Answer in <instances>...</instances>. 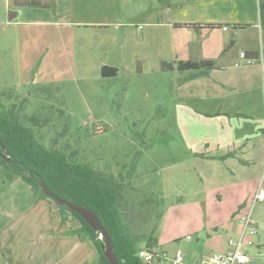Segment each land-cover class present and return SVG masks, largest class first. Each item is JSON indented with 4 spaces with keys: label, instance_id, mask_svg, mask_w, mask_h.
<instances>
[{
    "label": "crops",
    "instance_id": "obj_1",
    "mask_svg": "<svg viewBox=\"0 0 264 264\" xmlns=\"http://www.w3.org/2000/svg\"><path fill=\"white\" fill-rule=\"evenodd\" d=\"M71 3V23L89 30H83L89 38L95 34L91 32L113 27H127L122 33L126 37L136 25L142 72L154 68L181 74L175 75L179 106L205 120V139L195 143L202 150L191 147V160L205 171V202L172 205L156 232L158 248L168 257L181 252L184 264H201L226 252L229 240L240 237L239 216L259 187L264 189V0ZM201 61L214 64L203 77L191 79L193 71L178 69L179 64ZM165 63L173 70H165ZM253 220L258 234L245 251L251 264H257L264 261V202L254 206ZM80 227L79 221L64 225L55 207L36 198L22 179L0 178V264L96 263L92 244L67 235ZM194 235L201 238L198 243L189 242Z\"/></svg>",
    "mask_w": 264,
    "mask_h": 264
},
{
    "label": "rangeland",
    "instance_id": "obj_2",
    "mask_svg": "<svg viewBox=\"0 0 264 264\" xmlns=\"http://www.w3.org/2000/svg\"><path fill=\"white\" fill-rule=\"evenodd\" d=\"M17 1L22 0H0V99L10 105L28 97L22 113L48 119L38 138L47 147L54 139L59 147L70 145L81 162L98 171L126 175L136 163L131 183L138 191H132L131 203L137 232L182 200L205 202V171L191 160L195 149L202 150L195 143L205 139V120L179 106V72H142L136 25L126 37L127 27H113L91 32V39L71 23V0H38L46 6L29 7ZM11 12L18 13L12 22ZM103 63L118 68V75L104 77ZM2 177L6 170L0 165ZM159 193L163 203H152ZM199 240L194 235L189 242Z\"/></svg>",
    "mask_w": 264,
    "mask_h": 264
},
{
    "label": "trees",
    "instance_id": "obj_3",
    "mask_svg": "<svg viewBox=\"0 0 264 264\" xmlns=\"http://www.w3.org/2000/svg\"><path fill=\"white\" fill-rule=\"evenodd\" d=\"M16 4L21 7L46 6L38 0H22ZM163 68L173 70V65L165 63ZM213 68L212 61L178 65L181 71H193L191 79L203 77ZM117 73V68L102 69L104 77H116ZM12 98L13 94L9 93L8 99ZM28 100L25 97L20 104L6 105L0 99V165L6 170V179L11 181L20 178L31 186L36 198L53 202L58 207L64 225L69 221H79L81 227L69 230L67 235L78 236L81 241L92 244L97 251V264H110L103 252L105 239H101L102 234L96 232L78 213L46 195L43 185L55 196L93 211L110 235L114 254L121 264H144L137 257L138 252L145 249L155 253L158 249L156 232L164 212L162 210L159 220L151 228L145 227L141 232L133 228L137 212L133 209L131 196L132 191L138 190L131 181L137 164L133 163L126 175L116 176L81 162L79 151L70 150L67 144L59 147L57 139L53 140L51 147H47L38 138L37 130L46 125L48 119L22 113ZM152 201L161 205L162 194H156ZM141 242L146 244L145 248H139Z\"/></svg>",
    "mask_w": 264,
    "mask_h": 264
},
{
    "label": "built area",
    "instance_id": "obj_4",
    "mask_svg": "<svg viewBox=\"0 0 264 264\" xmlns=\"http://www.w3.org/2000/svg\"><path fill=\"white\" fill-rule=\"evenodd\" d=\"M242 57H244V54H242ZM259 202H264V189L262 186L257 190L249 209L239 216L241 224L240 237L237 240H229V249L226 252L215 254L201 264H251L252 260L248 253H246L245 247L251 245L252 240L249 239L258 234V228L253 220V213L254 206ZM154 252L152 253L145 249L141 250L139 253L141 261L144 264H184V256L181 252H178L176 257L169 262V257L161 249L158 248Z\"/></svg>",
    "mask_w": 264,
    "mask_h": 264
},
{
    "label": "water",
    "instance_id": "obj_5",
    "mask_svg": "<svg viewBox=\"0 0 264 264\" xmlns=\"http://www.w3.org/2000/svg\"><path fill=\"white\" fill-rule=\"evenodd\" d=\"M18 13L11 12L10 13V21H15L17 19ZM43 190L46 195L53 198L58 204L67 206L70 211L78 213L96 232L101 233L103 238L105 239V245L103 246V252L110 264H121L116 255L114 254V246L112 239L105 228L102 226L99 218L93 213V211L83 208L81 206H77L68 201H65L57 196L48 188L43 185Z\"/></svg>",
    "mask_w": 264,
    "mask_h": 264
}]
</instances>
